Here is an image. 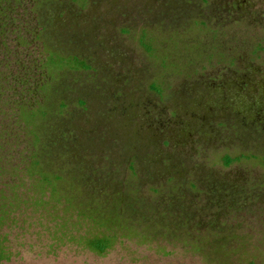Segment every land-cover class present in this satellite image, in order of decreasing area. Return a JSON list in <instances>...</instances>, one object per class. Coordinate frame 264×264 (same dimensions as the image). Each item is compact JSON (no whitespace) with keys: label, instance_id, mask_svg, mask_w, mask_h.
Returning <instances> with one entry per match:
<instances>
[{"label":"rangeland","instance_id":"obj_1","mask_svg":"<svg viewBox=\"0 0 264 264\" xmlns=\"http://www.w3.org/2000/svg\"><path fill=\"white\" fill-rule=\"evenodd\" d=\"M46 1L44 39L90 67L55 56V80L41 88L49 76L42 60L36 65L45 53L38 16L24 12L33 2H0V197L8 210L0 240L10 254L2 264H264V128L252 121L264 110L263 80L243 94L228 83L242 74L236 68L264 75V0H249V20L228 24L230 35L189 39L198 50L181 20L142 40L120 31L136 23L115 0L86 8ZM213 50L237 58L236 67L208 56ZM62 151L88 189L112 188L138 220L137 233L105 255L55 232V198L29 165ZM226 155L241 157L226 166Z\"/></svg>","mask_w":264,"mask_h":264},{"label":"flooded vegetation","instance_id":"obj_2","mask_svg":"<svg viewBox=\"0 0 264 264\" xmlns=\"http://www.w3.org/2000/svg\"><path fill=\"white\" fill-rule=\"evenodd\" d=\"M3 0H0L2 2ZM33 3H31V7H24L25 15H35L37 14L38 17H36L38 21V28L35 29V38L36 40H42V48L45 52L43 55H41L40 58H38V61L36 62V65L39 64V62L42 60V65L46 67L47 70V77L46 79H42L40 86L43 89H47L51 87L52 79L55 80L54 77V71H55V56H60V58H63L65 60H77L79 64L83 65H74L72 66L73 69L75 68H89L90 64L85 60L81 59L78 56H63L60 55L57 51H55L53 48L50 47V43L48 39H44V31L47 29V26L43 22V18L39 16V9L41 10L43 5L47 2L46 0H31ZM75 2L79 3V6L81 8H86L88 3L93 2V0H74ZM116 3L120 5L119 12L120 16L124 17V15L128 16L129 14L126 13L124 9V5L128 6V9L133 14L134 23H136V26L134 27H121L120 31L122 33H126L133 37L138 33L139 36L138 39H147L148 35L150 34V38L153 37V33L151 34V30H158L159 26L163 25V29L167 28H173L178 29L175 27H172L169 22L174 20H181L182 22H186L187 24V33L185 36L186 42L189 43L192 46H196V49L198 50L199 42L198 41H192L190 42L189 39L196 37L198 39L203 40L205 39H212V41L217 40L221 35L229 34L230 32L226 30V26L228 24H236V23H242L245 22L246 19H248L247 14H249V7L250 3L249 0H115ZM207 7H217L214 8L213 11L206 10ZM0 12H3V8L0 5ZM212 12L209 14L208 12ZM129 12V11H128ZM246 18V19H245ZM264 18V15H263ZM244 19V21H243ZM249 20V19H248ZM199 23L198 25L203 28H208L206 31H202L200 28L194 25L192 27L191 24H194V22ZM151 23V24H150ZM212 23H215L214 25ZM150 24V25H149ZM190 26V27H189ZM210 29V30H209ZM149 33V34H148ZM162 33V32H161ZM186 33V32H185ZM135 34V35H134ZM163 34V33H162ZM182 35V34H181ZM184 35V34H183ZM182 35V36H183ZM23 38L26 37L25 35H21ZM235 36V34L233 35ZM31 41H28V44H30ZM213 49L216 48L217 45H212ZM201 48V47H200ZM263 50V49H261ZM209 52L207 55L212 58H218L220 62L231 65L227 68L236 67L237 65V58H228L225 56V53H218L216 52ZM260 50L256 51L254 54L257 56L258 52ZM254 52V51H253ZM252 52V53H253ZM59 58V57H57ZM228 58V59H227ZM251 62H254V59L250 60ZM62 67L66 65H61ZM37 67V66H36ZM254 68L251 66V69ZM50 71L53 74L50 76L48 75V72ZM53 71V72H52ZM238 73H242L240 75H237L235 79H231V82L229 81L232 86L236 85L237 90L243 94V90H246L248 85L251 83L250 81H256L255 79H259V81H262L261 83L256 84L257 87L260 88V95L262 94L264 96V75H261L260 73H254L252 72L250 76H246V72L250 71V68H247L244 72L241 71L239 68H236L235 70ZM258 71V69H257ZM42 78L45 76L41 72L37 73ZM260 74V75H259ZM25 78V79H24ZM27 76H21L20 79L23 80V82H26ZM216 80V79H215ZM48 81V83H46ZM225 81V80H224ZM46 83V84H45ZM261 96V97H263ZM36 108H33L29 111H35ZM28 111V112H29ZM255 124H258L264 128V110H259L257 112L256 117L252 119ZM227 156V155H226Z\"/></svg>","mask_w":264,"mask_h":264},{"label":"trees","instance_id":"obj_3","mask_svg":"<svg viewBox=\"0 0 264 264\" xmlns=\"http://www.w3.org/2000/svg\"><path fill=\"white\" fill-rule=\"evenodd\" d=\"M68 62L83 65L77 63L75 59ZM59 154L55 159L48 155L46 158L36 155L29 165L34 177L38 182H42L41 188L44 193L46 192L45 195L49 194V201L50 198H55V216L60 221L55 232L61 233V238L79 237L85 247L99 255L107 254L121 238L137 233L138 220L128 212L129 203L113 192L112 188L103 186L104 189L99 191L98 188L95 192L88 189L83 177L76 171V165L63 151ZM240 157L227 155L224 157V164L229 166ZM45 195L41 198L43 203L46 202ZM1 197L0 219H4L6 216L4 213L8 210ZM76 229L79 231L85 229L86 236L82 233L79 235L70 233ZM153 230L156 231L155 228ZM9 258L7 247L0 240V264Z\"/></svg>","mask_w":264,"mask_h":264}]
</instances>
